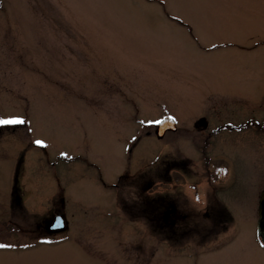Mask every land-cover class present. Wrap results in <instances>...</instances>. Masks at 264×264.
I'll use <instances>...</instances> for the list:
<instances>
[{"label": "rangeland", "instance_id": "1", "mask_svg": "<svg viewBox=\"0 0 264 264\" xmlns=\"http://www.w3.org/2000/svg\"><path fill=\"white\" fill-rule=\"evenodd\" d=\"M166 114L179 128L162 139ZM12 116L29 123L0 125V264H264V127L215 138L231 142L230 179L237 166L222 194L234 240L166 227L159 196L165 156L202 161L195 119L264 121V0H0V117ZM216 163L193 176L201 199L223 188L201 178ZM59 214L66 229L49 233Z\"/></svg>", "mask_w": 264, "mask_h": 264}, {"label": "flooded vegetation", "instance_id": "2", "mask_svg": "<svg viewBox=\"0 0 264 264\" xmlns=\"http://www.w3.org/2000/svg\"><path fill=\"white\" fill-rule=\"evenodd\" d=\"M167 115V114H166ZM165 116V115H164ZM163 117V116H162ZM177 120V119H176ZM196 120V119H195ZM193 121V127L194 130L191 131V133H204V136L206 140L199 141L198 138H196L193 141V146L191 149L194 150V154H192V158H196L198 155H200L202 161L196 162L193 164V168H191V164L193 160L190 156H180V155H172V156H165V158L162 159L163 165L161 168V185H160V199H161V214L164 215L165 219V225L170 223L172 227L180 226L186 227L189 232L191 233H198L199 230L205 229L206 232H208L206 239L215 240L218 236L222 235V239L212 241L213 245H223L226 242H230L235 239V229L233 226L227 227V224L230 223L231 218H235V211L230 207V197L229 195H222L223 191L226 190V188L232 185V183H236L237 177H236V167H235V176H232L233 179H230V172H231V163L228 161L229 155L226 152L225 145H228L229 138L231 137L232 130H235L236 132H239L241 130H246L249 126L256 128V131L262 130L264 127V121L263 119H257L252 120L246 119L242 121L241 123H235L231 124V120H220L219 123H215L216 127H211L210 124L211 121L217 122L219 119H211V121L205 117H202L196 121ZM195 122V123H194ZM223 122V123H222ZM166 127H176L174 130L168 128L165 131V134L161 137L162 139L168 134H174L178 132V121L175 124H165ZM201 128V129H200ZM259 129V130H258ZM185 133H188V130L185 131ZM230 133V137L228 138L227 134ZM199 136V134H197ZM220 136H227L228 140H221V139H215L219 138ZM213 141V142H212ZM211 147L208 150L207 146L208 144ZM167 143H165L166 145ZM166 148V146H164ZM205 148V149H204ZM181 150V148H180ZM183 151V150H182ZM188 151V150H187ZM220 151V152H219ZM213 154H220L218 158L214 159ZM222 154H225L228 156L226 159V156H223ZM199 158V157H198ZM191 159V160H189ZM217 163L214 165L216 170L213 168L212 173H208L206 177H201L205 183L208 185H220V188L217 191L216 196L214 194V189L208 190V192L203 195V199H201V196L198 194L199 192H192L191 189H195L196 184L194 183L193 176L196 175L197 172L203 171H209L210 165L212 162ZM191 162V163H190ZM202 167V168H201ZM206 168L208 170H206ZM218 168V169H217ZM229 175V178L227 176ZM217 176V178H216ZM222 176V177H220ZM231 177V178H232ZM200 179H196L195 182H200ZM225 178V181H223ZM172 184H178L183 185L185 184V187H182L181 191L175 190V192L172 191V189H168V185ZM194 187V188H192ZM194 190V191H195ZM178 191V192H177ZM177 192V193H176ZM191 192V193H190ZM174 193V194H173ZM196 196H199V200L197 201L195 199ZM240 195L236 194V197ZM217 197H220L219 199ZM241 197V196H240ZM221 198L223 200H221ZM226 202V203H225ZM171 219V220H170ZM189 220V221H188ZM203 223V224H201ZM208 223V225H206ZM186 224V225H183ZM231 230V231H230ZM258 238L261 240L262 245H264V242L262 241L261 237L258 234ZM223 240V241H222ZM198 243V242H197Z\"/></svg>", "mask_w": 264, "mask_h": 264}, {"label": "water", "instance_id": "3", "mask_svg": "<svg viewBox=\"0 0 264 264\" xmlns=\"http://www.w3.org/2000/svg\"><path fill=\"white\" fill-rule=\"evenodd\" d=\"M166 122L169 123H176V119H173L172 116H166L160 120H158L157 125V136L158 137H162L165 134V131L170 128V129H175L176 127H166ZM57 217H59L62 221H60L59 218H57V221L55 224L52 225V227H50L48 225L47 227V231L49 233H57V232H61L63 230L66 229L67 227V222L65 220V217L63 215H56ZM258 234L261 236L263 242H264V190H262L261 195H260V200H259V219H258Z\"/></svg>", "mask_w": 264, "mask_h": 264}, {"label": "snow or ice", "instance_id": "4", "mask_svg": "<svg viewBox=\"0 0 264 264\" xmlns=\"http://www.w3.org/2000/svg\"><path fill=\"white\" fill-rule=\"evenodd\" d=\"M173 119H175V117H172ZM26 123H29V121L24 118V117H21V116H12V117H0V125H18V124H26ZM29 131H31V129H29ZM33 144L39 146L40 148H43V149H46L48 147V144L45 140L43 139H34L32 141ZM62 156H65L67 157V153L66 152H62L61 153ZM195 199L197 201H199V196H196ZM57 216H53L49 221H48V225L50 227H52L53 224L56 223L57 221ZM60 219V218H59ZM61 221V219H60ZM62 223V221H61ZM0 247H11V246H8V245H0Z\"/></svg>", "mask_w": 264, "mask_h": 264}, {"label": "bare ground", "instance_id": "5", "mask_svg": "<svg viewBox=\"0 0 264 264\" xmlns=\"http://www.w3.org/2000/svg\"><path fill=\"white\" fill-rule=\"evenodd\" d=\"M166 124H168V122H166ZM169 124H171V123H169Z\"/></svg>", "mask_w": 264, "mask_h": 264}]
</instances>
